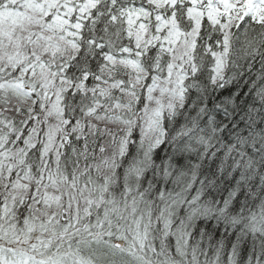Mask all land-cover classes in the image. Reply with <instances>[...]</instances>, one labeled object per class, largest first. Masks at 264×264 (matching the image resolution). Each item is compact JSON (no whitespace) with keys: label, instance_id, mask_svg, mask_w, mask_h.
I'll use <instances>...</instances> for the list:
<instances>
[{"label":"snow or ice","instance_id":"6c2138e0","mask_svg":"<svg viewBox=\"0 0 264 264\" xmlns=\"http://www.w3.org/2000/svg\"><path fill=\"white\" fill-rule=\"evenodd\" d=\"M0 264H264V0H0Z\"/></svg>","mask_w":264,"mask_h":264}]
</instances>
